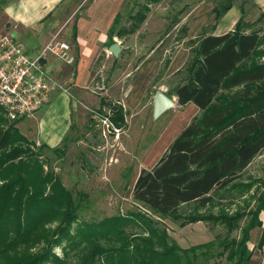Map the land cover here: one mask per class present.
Wrapping results in <instances>:
<instances>
[{
    "label": "trees",
    "instance_id": "1",
    "mask_svg": "<svg viewBox=\"0 0 264 264\" xmlns=\"http://www.w3.org/2000/svg\"><path fill=\"white\" fill-rule=\"evenodd\" d=\"M157 1H146L120 39L141 28ZM213 1L217 22L234 6L243 16L226 34L209 30L188 41L192 58L172 92L179 105L194 104L199 113L141 171L134 210L81 221L87 195L64 184L47 153L56 149L29 139L0 107V264H199L217 256L225 264L251 263V232L263 226L264 213V182L249 173L264 153V13L247 21L246 0ZM181 33L179 41L186 27ZM114 109L121 126L124 110ZM165 219L226 233L218 242L183 248L171 240Z\"/></svg>",
    "mask_w": 264,
    "mask_h": 264
},
{
    "label": "rangeland",
    "instance_id": "2",
    "mask_svg": "<svg viewBox=\"0 0 264 264\" xmlns=\"http://www.w3.org/2000/svg\"><path fill=\"white\" fill-rule=\"evenodd\" d=\"M146 1L126 0L114 24V38L122 42L124 53H120L115 70H111V61L101 62L102 72L90 86L108 104L87 105L83 113L74 114L72 130L65 142L55 148L56 152L47 150L64 184L74 192L83 191L87 195L81 205V221L98 222L140 207L132 191L141 171L152 168L199 113H194L190 120L191 108L179 105L172 92L181 79L179 71L192 58L188 41L205 31L216 33L218 25L240 12L239 19L243 16L242 9L234 6L227 17L217 22L213 0H159L150 3L151 11L141 28L134 35L120 39V31L129 27L132 16ZM244 1L237 0V4ZM245 3V19L257 21L264 12L254 0ZM259 25L264 27V19ZM185 27L186 36L179 41L178 36ZM167 59L170 60L167 71L158 79ZM159 90L174 98L175 105L155 118L154 97ZM116 106L124 110L125 121L121 126L113 121ZM249 173L264 182V153L255 159ZM261 219L263 226L251 232L250 248L257 255L250 264H262L260 252L264 254V251L259 250L258 243L264 230V213ZM164 222L171 240L183 248L218 242L226 233L221 227L212 229L205 223L181 227L170 219ZM56 251L61 255L60 248ZM225 263L219 256L208 260L201 257L199 262Z\"/></svg>",
    "mask_w": 264,
    "mask_h": 264
},
{
    "label": "crops",
    "instance_id": "3",
    "mask_svg": "<svg viewBox=\"0 0 264 264\" xmlns=\"http://www.w3.org/2000/svg\"><path fill=\"white\" fill-rule=\"evenodd\" d=\"M254 1L264 12V0ZM125 2L126 0H0V34H14L29 56H37L54 38L67 41L76 56L74 65H68L50 54L43 59L46 71L57 81L59 87L33 118L21 120L18 124L21 132L35 140L39 146L57 148L69 136L74 114L83 113L87 105L106 106L103 103V100L106 101L105 97L95 95L90 86L102 72L101 62L111 61V70L117 68L120 55L115 57L109 51L112 44L121 43L124 53L125 47L114 38L111 31ZM232 10L234 7L226 17ZM240 13L225 24L218 25L214 34L222 35L233 30ZM184 108H191L190 120L194 113L199 112V108L191 103ZM258 248L264 251V245ZM260 254L264 264V254ZM255 255L257 254L254 253L253 257Z\"/></svg>",
    "mask_w": 264,
    "mask_h": 264
},
{
    "label": "built area",
    "instance_id": "4",
    "mask_svg": "<svg viewBox=\"0 0 264 264\" xmlns=\"http://www.w3.org/2000/svg\"><path fill=\"white\" fill-rule=\"evenodd\" d=\"M48 54L68 65L76 63V56L65 40L54 38L32 57L14 34H0V107L10 121L33 118L59 87L45 69L43 59Z\"/></svg>",
    "mask_w": 264,
    "mask_h": 264
},
{
    "label": "water",
    "instance_id": "5",
    "mask_svg": "<svg viewBox=\"0 0 264 264\" xmlns=\"http://www.w3.org/2000/svg\"><path fill=\"white\" fill-rule=\"evenodd\" d=\"M109 51L115 56L118 57L122 52L121 43L115 42L109 48ZM175 105V100L167 93L162 90L156 92L154 97V105H153V114L155 118L160 117L166 111L171 109Z\"/></svg>",
    "mask_w": 264,
    "mask_h": 264
},
{
    "label": "bare ground",
    "instance_id": "6",
    "mask_svg": "<svg viewBox=\"0 0 264 264\" xmlns=\"http://www.w3.org/2000/svg\"><path fill=\"white\" fill-rule=\"evenodd\" d=\"M163 145V144H162Z\"/></svg>",
    "mask_w": 264,
    "mask_h": 264
}]
</instances>
